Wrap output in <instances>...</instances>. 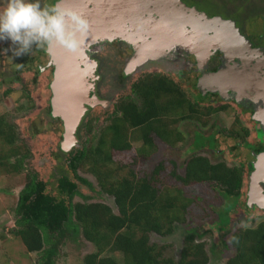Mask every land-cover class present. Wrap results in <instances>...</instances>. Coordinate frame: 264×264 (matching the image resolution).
<instances>
[{
    "label": "rangeland",
    "instance_id": "rangeland-1",
    "mask_svg": "<svg viewBox=\"0 0 264 264\" xmlns=\"http://www.w3.org/2000/svg\"><path fill=\"white\" fill-rule=\"evenodd\" d=\"M171 1L174 2L175 0ZM191 1H198V7L210 13L217 12L223 16L241 17L239 21H245L247 17L251 18L256 16L257 12L264 11V4L261 5L258 0H246L244 4L247 6L241 5L239 0ZM47 2L55 4V0H41L42 5ZM135 4L142 6L143 13H145V9H152L149 8L150 3L144 0H139ZM256 25V20L251 19L245 23V28L254 30L252 28ZM3 42L7 43L6 48L11 44L10 41H0V49H3L1 47ZM15 46L12 45V47ZM103 48H98L100 52H96L99 54V58L96 60L97 72L95 73L98 81H94V91L97 90L103 101L110 103L105 106L94 104L85 116L80 136L81 142L84 140L87 145L98 141L102 126L111 120L116 121L111 119L114 104L121 97H133L130 90L133 81L143 73L169 72L167 69L169 65L164 61L149 60L136 67L123 79L120 71L125 62L123 64L121 57H115V52L111 46H106L105 50ZM87 53L89 54V50ZM38 63L41 67L38 72H34V69H19L13 63L10 52L6 54L0 52V119L6 124L5 130L8 129L12 132L15 139L12 143H8L0 136V264H38L41 254L40 251L28 252L19 237L11 231L15 228L13 208L17 201L18 192L25 182L26 174H36L38 179L46 183V192L66 201L69 200V197L58 192V178L67 175L77 183L76 176H73L67 166L69 155L68 149L63 147V121L60 118L50 116L48 113L52 97L50 84L54 65L51 58L49 65L43 64L40 60ZM7 72L12 80H9L10 78L6 80L2 76L3 73ZM34 74H36L35 79ZM194 80L189 73L176 79L185 96L191 101H194L197 95ZM192 83L193 85H191ZM196 100L200 107L211 105L216 108V103L220 102L218 99L217 102L211 101L207 97ZM231 108L233 107H227L226 110L218 113L212 112L208 119L221 118L213 123L206 121L207 124L204 127L195 124L196 129L203 135H207L212 127L219 128V134L217 131L214 132V135H217L215 136L217 145L214 147L217 148L216 150L209 146H203L185 151L192 144L194 133L190 123L180 122L173 126L174 132H180L182 137L179 140L175 139V143L172 145L151 133L153 145L150 148H142L139 133L135 130L130 131L128 133L129 149L112 150V166H106L105 169L103 167V176H100L101 181H105L106 178L121 177V175L127 174L128 170H132L136 177H146L147 179L152 177V185L158 191L167 188L178 189L183 196L190 199L184 213L185 222H179L173 233L159 235L152 232L149 234L150 242L164 246L162 248L164 256L178 258L187 223L188 227L196 225L205 230V234L199 239L204 242L208 254L207 264H225L226 258L234 252V247L229 242L230 234L239 227L253 226L264 219V210L259 208L245 209L244 200H240L239 204L233 205L234 207L230 209L227 215V225L221 227L224 221L216 222L215 211L212 208V206L219 205L221 201L214 184L210 182L183 183L174 178L171 173L174 171L183 175L186 159L195 153L204 155L211 161L225 160L228 165L238 163L239 159L235 158L237 161L235 162V159L233 161L229 153V150L235 151L237 146H233L234 140L227 139L224 127H229L227 124L232 121L233 117L235 119H233L232 126L236 127L235 130L241 127L243 122L240 113L237 112L236 114V110ZM260 133V131H256L254 136L262 141ZM79 142L77 140L73 147L71 146L72 149L77 147ZM13 151L17 152V156L19 155L17 158L12 156ZM99 158L101 161V156ZM16 161H19V164L17 169L13 170L11 165ZM94 161L98 162V159L95 158ZM118 166L119 168H116ZM157 167L158 170L153 175L152 173ZM77 174L87 179L88 183L83 185L77 183L80 194L73 195V201L99 200L109 205L116 212L113 197L102 191L95 174L83 166L77 167ZM245 185L244 181L242 190L245 189ZM56 243V253L52 256V264H82L83 256L95 250V246L85 239L81 232H69ZM44 246H47L46 242Z\"/></svg>",
    "mask_w": 264,
    "mask_h": 264
},
{
    "label": "trees",
    "instance_id": "trees-1",
    "mask_svg": "<svg viewBox=\"0 0 264 264\" xmlns=\"http://www.w3.org/2000/svg\"><path fill=\"white\" fill-rule=\"evenodd\" d=\"M130 88L134 96L118 99L114 112L116 121L107 125L99 134L98 141L87 145L83 140L67 152V166L73 176L88 183L77 175L78 166L95 174L102 191L113 197L116 212L99 200L73 201L72 196L80 192L77 183L67 175L60 176L57 181L58 192L69 197L66 201L46 192V183L36 174H26L13 208L15 228L11 231L28 252H41L38 264L53 263L57 240L69 232H81L95 246L94 251L83 256L82 264H207L208 254L204 242L199 239L205 231L196 225L188 227L186 223L177 259L164 256V246L150 242V233L169 235L179 222H185L184 213L190 199L183 196L180 190L167 188L158 191L152 185V177H136L132 170L105 181H101L100 176H103V167L105 169L112 163V150L129 149L130 131L139 133L142 148L153 145L152 131L172 145L182 134L164 126L167 119L174 122L189 118L193 119L194 128H197L196 121L204 127L207 123L202 118L213 109L198 106L195 99L203 98L200 93L191 101L179 84L163 74L138 78ZM5 127L0 119V136L12 143L14 135ZM214 132L216 129L203 135L194 130L193 145H216ZM15 152L12 156L17 158L19 155ZM95 158L98 162L94 161ZM18 164L19 161L12 163L11 168L17 169ZM157 170L158 167L152 174L155 175ZM242 171L225 162L212 163L207 157L195 153L185 161L183 175L174 171L171 173L183 183L214 182L217 192L224 199L223 204L214 209L218 219H222L223 226H226L227 213L238 202ZM45 242L47 246H44ZM229 242L234 252L226 258L225 264H264V222L255 227H239L230 234Z\"/></svg>",
    "mask_w": 264,
    "mask_h": 264
},
{
    "label": "flooded vegetation",
    "instance_id": "flooded-vegetation-1",
    "mask_svg": "<svg viewBox=\"0 0 264 264\" xmlns=\"http://www.w3.org/2000/svg\"><path fill=\"white\" fill-rule=\"evenodd\" d=\"M89 1L90 0H55L54 3H59L62 8L69 9L79 14L80 12L84 13V11L88 12L91 10L89 8L90 4H88ZM137 1L139 0H116V5L113 6L111 13L113 16H116L118 32L122 35V37H113L110 41H105L103 43L95 42L90 44L85 51L86 54H88L87 50H89V59H93L95 61L98 60V53L100 52L98 48L104 47L103 50H105L106 46H111L113 52H115V57H121L123 61L122 63L124 64L125 62V65L121 67L120 71L121 77L124 79L127 74L133 72L134 70L129 69L128 62L133 59L136 50L135 44L138 42L140 47V55H143L147 52L150 54L156 53L158 55L155 57H160L163 53V56L165 57L164 60L163 57H161L159 59H155V61H164L167 65H169V68L167 67L169 72H147L143 73L138 78L145 77L146 75L151 76L153 74H163L173 82L177 83L176 79H178V77H182L184 74L189 73L191 78L195 79L193 83L194 87L197 89V95L200 93L203 98L207 97L210 98L211 101L217 102V99L220 101L216 103V108L215 106L212 107L211 105H207V107L213 110L208 114L205 113V116L203 117L204 119L202 118L204 121L213 123L217 119H221L220 117L214 119L208 118L212 112L218 113L220 111L226 110L227 107H233L231 109H235L236 114L237 112L240 113L243 122L241 127L235 130L236 127L232 126V122L235 117H233L232 121L227 124L229 127H224L226 130L227 139L234 140L233 146H237L235 151L228 149L230 151L229 153L232 156L233 161L235 158L239 159L237 164L227 165L236 166L243 170L240 194L237 204L240 203V200H244L243 205L245 206V209L259 208L264 210V11L257 12L256 16L251 18L247 17L245 21H239L241 17H230L228 15L223 16L217 12L210 13L203 8L201 9L198 7V1L194 2L191 0H181L184 5L188 7V11H182L181 13L179 10L173 9V2L170 0L166 2L164 0H144L150 3L149 8L152 9H145V13H143L142 6H139L140 4H135ZM245 1L246 0H239V3L241 5L247 6L244 4ZM258 1L261 5L264 4V0ZM46 4L50 3L47 2ZM223 6L226 7L224 4ZM191 8L195 9L197 14H203V17L201 18L191 13ZM216 15H219V18H216ZM108 16L109 12L107 14V17ZM127 17H130L131 19L132 24L130 25L134 24L135 27L132 35H129V32H131L132 29L125 25V23L121 22ZM228 18L231 20L229 21ZM251 19L256 20L257 25L252 28L254 30L245 28V23H248ZM94 24L97 23L94 22ZM169 30H173L174 33L179 36L177 38L176 48L172 47L162 51V46L160 47L159 45L160 41L172 40L171 38H163L165 34L169 32ZM143 34L145 37H143ZM77 36L78 41H84L85 36H83L81 33H78ZM127 37H130V39ZM186 40L188 41L184 44L183 41ZM50 44H47L44 47H36L33 45V49L31 50L30 54L21 55L18 57L13 56L12 53L10 51L9 52L10 56L13 58V63L15 64L16 68H27L28 70L34 69V72H38L41 68L38 63L39 60L45 65H49L48 63H50ZM1 47L6 48L7 43L3 42ZM56 52L59 54L60 51ZM204 54H207L205 65L203 62L200 63L197 60V56H202ZM220 69H230L226 73V78L228 81H235L236 86H230L227 83L222 82L224 86L223 87L220 86L219 82L213 81V78L209 75V73L218 71ZM96 72L97 68L95 64L93 76L88 78V82L93 84V88L89 89L88 97L91 98V101L93 102L85 105L86 109L84 110L83 114H81L79 123L77 124L74 132L76 141L79 140L81 142L80 130L82 129V122L84 121L89 109L94 104L105 106L110 103L108 101H103L101 94L97 92V90L96 92L94 91V81H98V78L95 74ZM7 74L8 72L3 73L2 75L6 80L10 78ZM206 75L209 76L206 77ZM35 76L36 74H34V79ZM9 80H12V78ZM14 80L16 81L15 78ZM193 83L191 85H193ZM50 89L52 91V88ZM66 89L67 87L61 90L62 95ZM71 90L72 87L70 90H68V92H71ZM94 96L95 101L94 98H92ZM115 104L111 115V119L113 120L115 116ZM66 106L67 105L63 107L64 115L66 114ZM73 107L74 106H69L68 113L65 115V119L69 121H72L75 118V113L70 111V109ZM56 112L50 104L48 111L50 116L54 118H60L63 121V118L59 112ZM192 121L193 119L189 118L174 122L167 119L164 126H167L169 130L174 132L175 128L173 125H176V123L180 122H188L192 126L193 133L194 130L198 132L199 130L195 129L196 127H193L194 123ZM112 123L115 122L111 120L102 126L99 134L103 132L107 125ZM196 123L202 127L197 121ZM213 129H216L217 133L219 134V128L212 127L211 131ZM256 131L261 132L260 134L262 141L255 138L254 135ZM151 133H154L155 136L159 137L155 132L152 131ZM216 145L203 144L199 147H195L192 142L190 147L186 148L185 151L203 146H209L211 149L216 150L217 148H214ZM71 146L73 147V144L67 148V151L72 148ZM236 159L235 162L237 161ZM209 161L212 163H226L225 160ZM79 177L82 178L81 176ZM85 180L87 181V179ZM244 181L246 185L245 189L242 190L241 188ZM77 183L80 185L84 184L79 178H77ZM210 183H213L215 186L214 182ZM217 195L221 198V201L219 205L212 206V208L215 211L216 222L218 220L219 223L222 219H218V215L214 207H219L221 204H223L224 199L221 195H219L218 192ZM242 197L243 199H240ZM229 211L227 215L229 214ZM261 221L264 222V219L258 221L253 226H246L255 227ZM223 223L221 224L222 226Z\"/></svg>",
    "mask_w": 264,
    "mask_h": 264
},
{
    "label": "water",
    "instance_id": "water-1",
    "mask_svg": "<svg viewBox=\"0 0 264 264\" xmlns=\"http://www.w3.org/2000/svg\"><path fill=\"white\" fill-rule=\"evenodd\" d=\"M164 1L166 2L168 0H164ZM88 4H90V6L89 5L88 6L91 10L88 12L84 11V13L80 12L78 14L83 16L82 18L87 22L86 30L83 33H81L83 36H85V39L84 41L79 40L80 46L74 50H70L55 40H53L49 45L50 46L49 52L51 53L50 58L54 65V69L52 73L53 78L50 84L52 88L51 105L55 109V112L56 111L59 112V114L63 118L64 148H68L71 144L76 143V138L74 136L76 126L79 123L81 114H83L84 110L86 109L85 105H88V103L93 102L91 101V98L88 97L89 89L93 88V84L88 82V78L93 76V71L96 61L93 59H89L88 54H86L85 52L86 49L92 43L95 42L103 43L105 41L112 40L113 37H122V35L118 32V28L116 24L117 22L116 16H113V14L111 13L113 6L116 5V0H90ZM173 9L179 10L180 13L182 11L185 12L188 11V7L185 6L181 0H175L173 2ZM108 12H109V16L107 17ZM190 12L193 13L194 15H197L198 17L201 18L203 17L202 16L203 14H197L196 10L193 8H191ZM216 18H219V16H216ZM94 22H96L97 24H94ZM121 22L125 23V25H127L128 27H130V29H132V31L129 32V35H132L133 31L135 30V27L134 24L130 25L132 24L130 17L123 19ZM143 37H145L144 34ZM178 37L179 36L175 34L173 30H169V32L165 34L163 38L164 39L171 38L172 39L171 41L175 42L177 41ZM127 38L130 39V37ZM187 41L188 40L183 41V43L185 44L187 43ZM168 42L169 41L166 40L160 41L159 45L160 47L162 46V51L172 48V45H169ZM135 46H136V50L134 57L131 61L128 62L129 69H135L136 67L144 64L149 60H155L161 57H163V59L165 58L163 56V53L162 56L160 57H155L156 55H158L156 53L150 54L147 52L143 55H140L139 53L140 47L138 45V42H136ZM56 51H60L59 54H57ZM206 59H207V54H204L202 56H197V60L200 63L203 62L204 65ZM229 70L230 69H220L218 71L209 73V75L213 78V81L219 82L220 86H223L222 82H225L230 86H236L235 81H228L226 78L227 76L226 73ZM209 75H206V77H208ZM201 83H202V78H201ZM71 86H74V89H72L71 100L68 101L69 104H65L63 100L64 97L61 94V90L65 87L71 88ZM92 98H94L95 101V96ZM65 105H67L65 115H67L68 113L69 106H74L73 108L70 109V111H73V113H75V115L73 114L75 118L72 121L65 119V115L63 111V107Z\"/></svg>",
    "mask_w": 264,
    "mask_h": 264
},
{
    "label": "clouds",
    "instance_id": "clouds-1",
    "mask_svg": "<svg viewBox=\"0 0 264 264\" xmlns=\"http://www.w3.org/2000/svg\"><path fill=\"white\" fill-rule=\"evenodd\" d=\"M86 28V20L59 3L42 5L41 0H0V41L11 42L8 48L0 49L4 54L9 51L16 57L30 54L33 45L44 47L53 40L74 50L80 46L77 34ZM168 43L176 48L177 41Z\"/></svg>",
    "mask_w": 264,
    "mask_h": 264
},
{
    "label": "bare ground",
    "instance_id": "bare-ground-1",
    "mask_svg": "<svg viewBox=\"0 0 264 264\" xmlns=\"http://www.w3.org/2000/svg\"><path fill=\"white\" fill-rule=\"evenodd\" d=\"M72 87V89H74V86H71ZM68 90H70V88H68L67 87V89L66 90H64V93H63V97H64V102H65V104H69V102L68 101H70L71 100V95H72V90H71V92H68ZM254 191V190H253Z\"/></svg>",
    "mask_w": 264,
    "mask_h": 264
}]
</instances>
